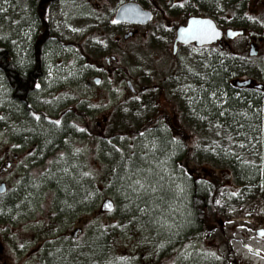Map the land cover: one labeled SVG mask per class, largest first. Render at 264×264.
Here are the masks:
<instances>
[{"label": "rangeland", "instance_id": "374dc122", "mask_svg": "<svg viewBox=\"0 0 264 264\" xmlns=\"http://www.w3.org/2000/svg\"><path fill=\"white\" fill-rule=\"evenodd\" d=\"M126 1L138 0H57L53 4L50 9L51 24L53 30L61 36L62 40L54 41L50 45L49 55L47 54V65L51 76L50 79L45 80L41 95H50V97L53 95L54 97V92L58 94L54 97L57 98L56 100H51L45 105L38 102L36 104L37 109H45L49 113L55 114L58 101L67 97L73 98L78 93V95H84L88 99V102L85 103L88 107L91 106L97 110L94 118V121L99 122L94 123L97 128L99 130L105 128L108 130L109 126H106V123L110 116V120L115 121L111 113L112 110H109V107H114L117 101L122 99L125 105L122 104L123 106L117 109H119V112L126 111L125 106H129L134 102L133 96L129 91L125 90L126 76L124 74L121 77L110 75L107 78L103 72H98V68H95V66L87 65L86 59L91 64L93 58L95 63L96 59L116 51L122 56L120 67L126 68L130 77H140L142 83L147 84L151 88L142 94V100H140L142 101L141 104L145 105L141 112L146 110L149 113L147 117L145 116L141 120H154L151 116L156 112L170 114L169 125L174 124L176 127H180L184 125L183 122L187 119H184L183 115L181 116L180 114L179 116L177 114L179 109L175 108V101L173 102L172 95H174V92L177 93L175 98L179 104L189 99V93L193 90V85L187 83L188 73L211 67L215 62L227 63V59L230 57V50L235 52L237 49L240 53H244L246 39L241 38L234 42L233 46H229L225 54L214 48L197 49L185 47L180 50L178 59H173L171 54L172 45L167 44L169 38L166 36L174 28L172 24L175 25L178 21L174 18H169L166 23L162 22L158 13L156 20L152 24L149 23L147 25L152 30L149 39H141L137 36L128 43H122V50L116 44L115 39L116 37L123 38L128 31L124 30L122 33L121 27H118L112 21L118 7ZM142 1L150 6V0ZM159 1L161 6L164 5L163 7L167 9V12H171L173 8L172 0H169V3H166V0ZM29 3L24 0H0V39H11L12 49L15 51L16 56L19 55V60L21 57L27 56L29 42L33 38L34 33L37 32L36 21L32 17ZM249 6V16H244V22L247 23L246 26L249 29V36L262 35L264 6L258 8L257 1L250 2ZM162 14L164 15V13ZM236 16L238 15L236 14ZM239 21H241V15L238 17V23ZM99 30L105 31L102 40L96 37L103 36L102 32H98ZM166 32L167 35H164ZM118 39L120 40V38ZM261 50L262 54L260 57L264 58V41L261 45ZM176 65L179 67L173 75V69ZM116 67L118 66L116 65ZM96 76H103L104 78V82L100 83L99 86H96L93 81ZM159 79H165L164 83L158 85ZM142 83L139 84V87ZM163 88L166 89L167 95L166 93L162 94ZM6 93L4 85L0 82V129L13 130L15 129V120L26 119V115L23 110H20L18 104L8 101L9 97ZM148 99L155 101L152 102L153 105L146 102ZM149 105L152 107H149ZM47 107L49 109H46ZM68 114L72 115L73 113L69 112ZM71 117L69 116L67 121H70ZM40 120V122H37L38 120L34 121V128L36 127L37 130L47 129V127L53 129L59 126L46 122L43 116L40 117ZM160 125H164V123L161 122ZM184 127L187 129L183 135L185 145L190 144L195 146V148L198 145H203V132L199 134V129L189 126L188 129L185 125ZM145 130L146 128L143 127L140 128V131L136 129L130 137L120 135L113 139L123 149L125 148L126 151L123 155H116L105 150L101 139H99V145L94 142V144L89 146L88 139L68 138L66 140L68 143L65 154L53 161L49 169L52 168L49 171L39 176V171L36 168L32 170L33 172L36 171L37 174L34 177H37V179H35V183L30 188L20 189V183L13 176L17 169L8 173L5 172V175H10L9 184L11 185L10 191L6 196L10 194L16 198L14 203L16 210L12 214V220L2 221L0 217V242L4 245V250L0 252V264H59V261H68V258H73L70 257V255L73 256L72 254L77 253L74 257L79 256L80 254L78 253L82 251L83 243L88 238L89 231L93 229L91 227L102 225L107 215L113 211L115 212L121 204V199L124 198L128 199L132 205L139 203L142 215H148L151 218L154 216L155 218L156 215L153 214V210L159 212L156 217L157 225L153 226L157 233H159V230L161 232L163 230L164 232L165 230L172 232L177 226L180 227V225L185 224L187 219L181 216L185 214L182 210L183 205L181 202L179 200L175 202V199H168L163 204V199L165 198L163 193L167 189L180 199L188 194L187 186L185 185L186 175L170 165L172 160L187 154L188 147L187 145L186 147L181 145L178 140L174 142L170 136L163 135L167 137L168 147L170 148L164 152V156L161 157L155 167L153 165L149 166L150 158H148V154L156 153L161 145H159V140L151 135L152 133L145 132ZM188 130L192 131V134H189ZM0 132V139H2L5 134L2 131ZM259 133L260 137L258 140H251L252 146H256L255 143L258 141L264 146L263 124ZM200 136L201 141H199ZM239 137L242 138V136L238 135L226 138L225 143L236 149L238 145L243 143ZM250 138H248V142ZM195 139L196 141H193ZM73 141H78L77 146L72 144ZM111 146L121 152L119 145L112 144ZM5 148L6 144L0 142V162L2 161V163L4 162V157L8 156V153L5 154L3 152ZM101 152L105 154L103 158L98 156ZM263 154L264 150L261 151V155L255 153L254 157L260 159ZM65 155L68 160L61 164V160ZM110 157H114L115 160L109 162ZM98 158L104 159L107 162L105 163L106 165ZM142 159H148V161L144 165H140L139 163H142ZM96 161L97 164L105 165L104 169L110 172L101 173L102 169L96 165ZM124 161H126L128 166L122 169L117 168L121 166L119 163ZM80 164H85V169L82 172L95 180L99 202L97 201L93 209L88 213L65 212V215L63 213L58 215L59 211L55 201L51 203V191L55 190L51 189L54 181L51 180L50 175H52V178L60 176L59 178L62 179L72 178L76 181L79 175L77 176L74 171L81 170ZM252 164H255V162ZM256 165L260 166V163ZM199 168L201 174L223 179L224 187H232L234 185L230 180L229 169L226 167L217 168L202 162L199 164ZM96 170L98 171L96 172ZM45 193L49 195L48 198L44 196ZM7 199L11 200L12 198L0 197V216L4 214ZM105 200H112L115 203L113 211H100L101 204ZM148 203H150V206H146ZM52 205L55 212L51 210ZM233 214L236 215L235 212ZM227 219L230 220V218ZM230 223H233V221L230 220ZM230 223L221 222L217 224L213 234L208 238L180 244L176 250V255L171 258L170 264H184L185 260H190L199 254L205 258L216 261L218 259L221 260V257L224 256L230 246L226 245V239L234 237L232 235L235 231H231V234L228 231L229 228L247 227V224L241 223L239 220L236 223L234 222L235 224ZM76 227L86 228L84 231L89 233L83 232L78 238H73L72 233ZM224 229L227 233H225ZM148 230V226L138 227V229L132 228L126 238L128 248L124 251L117 248L115 252L108 253L107 263L104 264H131L130 262H133V257L131 256L135 253L137 254L138 248L141 246L147 248L146 245L151 243ZM125 253H128L127 258L124 257ZM166 263L168 261L164 264Z\"/></svg>", "mask_w": 264, "mask_h": 264}, {"label": "trees", "instance_id": "16d2710c", "mask_svg": "<svg viewBox=\"0 0 264 264\" xmlns=\"http://www.w3.org/2000/svg\"><path fill=\"white\" fill-rule=\"evenodd\" d=\"M24 1L26 3L30 1L37 32L29 42L27 56L21 57L20 60L18 59L19 55L16 56L12 49L11 39H0V76L4 74L12 86V93L14 92V98L17 100L16 104H20L21 108L24 107V104L27 107L26 110L29 111L32 109L29 106L32 102L31 95L45 74L47 59L45 50L54 40L62 39L53 30L51 24L50 9L57 0ZM195 1L201 5V8L208 9L210 14L218 13L217 11L221 10V3L225 4L227 11H233V5L239 6V11H244L246 7V0ZM98 32L105 35L104 30ZM240 66L239 62H215L211 67L188 73L187 83L193 85V90L189 93V99L180 103V107L189 123L194 125L195 129L200 130L198 133L203 132V145H198L194 150L176 158L175 164L176 159L172 160V164L170 163L173 168H177L180 173L186 175L185 185L188 194L180 199L167 189L163 193L165 197H163V204L168 199L181 202L182 210L185 213L181 216L187 219L186 223L180 227L177 226L172 232L159 230L157 233L154 227L157 225L156 217L159 212L153 210L155 218L142 215L139 203L132 205L128 199L124 198L121 199L120 206L112 215L114 222H104L102 225L91 227L93 229L89 231L90 233L86 232L89 233V236L83 243L82 251L85 252L81 251L77 257H74L77 253L72 254L73 256L70 255V257L73 258H66L68 261H59V264L107 263L108 253L115 252L117 248L122 251L128 248L126 235L132 228L138 229V227L145 226L149 227L151 243L146 245L147 248L139 247L137 254L131 256L133 262L130 263L164 264L168 258L176 255L180 244L210 237L217 224L221 223L223 216H229L228 210L237 209L241 204L254 201L264 193V154L261 156L262 159L255 158L254 154L261 155V152L255 150V146H252L253 143H250L252 139H259L262 124L264 127V94L259 89L237 88L230 83L229 79L232 75L238 74ZM226 79L228 80L226 81ZM144 124L145 121L141 119L125 117L119 123V128L128 132L126 136L130 137L133 128L140 131ZM164 128L166 127H162L167 131ZM57 130L51 128V133L39 135V137L52 140L49 145L51 150L56 146L54 139L59 138ZM159 133L161 135H158V140L161 146L156 153L148 154L150 164H147L149 166L155 167L164 156V152L170 148L167 137L163 136V131L161 130ZM236 135L242 136L239 139H242L243 146L238 145L235 149L225 142L226 138ZM249 137L251 138L248 142ZM199 141H201V136ZM255 144L264 147L259 141ZM183 146L185 147V144ZM110 149L113 151L111 147ZM116 155L114 156L116 157ZM114 160V157H110L109 162ZM147 161L148 159H142V163L139 164L144 165ZM202 162L217 168H228L231 178H234L233 180L239 185L238 191L224 187L223 179L201 174L199 164ZM253 162L255 164H252ZM257 163H260V166H257ZM119 165L121 166L117 168L120 169L128 166L126 161L120 162ZM74 172L77 176L79 175L76 181L72 178H59L52 183L56 184L59 190L55 202L59 214L87 212L99 199L95 180L86 176L82 169ZM146 206H150V203ZM15 208L14 202L9 200L5 205L4 214L0 216L2 221L12 220ZM124 257L127 258L128 253H125ZM217 261L219 262L217 263ZM217 261L199 254L190 260H185L184 264H221L220 259Z\"/></svg>", "mask_w": 264, "mask_h": 264}, {"label": "bare ground", "instance_id": "6f19581e", "mask_svg": "<svg viewBox=\"0 0 264 264\" xmlns=\"http://www.w3.org/2000/svg\"><path fill=\"white\" fill-rule=\"evenodd\" d=\"M118 9H119V7H118ZM118 9L115 12L116 14L118 12ZM189 11H191V12L194 11L195 14H197V12H200V11L201 12L205 11V12L209 13V16L203 17V16H199V15H191L188 18V20L185 23V25L188 24L189 19L192 18V17L209 18L216 24L217 28L222 31V38L217 40V42L204 44V45H201V46H198L195 43L197 47H202L203 49H208L210 47H205V46L221 42L223 37H224V34L226 35V37L228 39H231L228 36V31L229 30H234L232 28L233 26L229 25L228 26L229 28L224 30L217 23L215 18H213V14H210V11L208 9H206V8H195V9L189 10L188 8H184V9L181 10L182 15H188ZM226 12L230 15V14H232L233 11H231V10L227 11V8H226ZM168 15H169L170 18H173L175 16V14L173 16V11L172 10H171V12L170 11L168 12ZM244 16L245 17L249 16L246 10L241 12V23L247 24L246 22H244ZM223 17L227 18V15H224ZM134 24L141 25L140 23H134ZM181 26H183V25H181ZM128 33H130V32L125 33L123 38L116 37L115 42H117L119 40L118 38H120V40L122 42H124L125 40H128L129 38H131L132 36H129L128 38H126V35ZM136 34H137V30H134V35H136ZM96 37L98 39H100V40H102L104 38V36H96ZM138 37H140L141 39H144V38L141 37V35H138ZM54 41H60V40H54ZM183 45H185V44H183ZM185 46H189V44L185 45ZM214 49L218 50L222 54H225V53H227V49H229V47L227 49H225V50H222V49H220L218 47H214ZM254 49L256 50V48H254ZM49 51H50V46H48L47 49L45 50V53H46L45 58L47 57V54L49 55ZM172 52L171 53L173 54L174 57L178 53L177 50H176V52H174V46L172 48ZM229 52H230L229 53L230 57L227 59V61H232V62H237V63L239 62L240 65H241L239 70H238V74L237 75H232L231 78L229 79L230 83L234 87H237V88L247 87V88L259 89V91L264 94V76L263 77L262 76L259 77L261 79L258 78V80L253 78V76L257 73L258 69L260 67L264 66V58L257 57V54H253L252 50H251L250 56H248V58L243 56V55L242 56H238L237 54H235L236 52H233L232 50H230ZM99 59L105 60L104 57L99 58ZM99 59H96L95 63H94V59L92 58L91 64H89V62L86 59L87 65L95 66V68H97L96 64H97V60H99ZM15 61L17 62L16 58H15ZM47 62H48V57H47L46 63H45V74L43 75V77L39 81L40 83H38L39 87H37L36 90L34 91V93L31 95L32 102L29 104V106L32 109L29 110V111L26 110L27 107L24 104H23V106H24L23 108H21L19 106L20 110H23V112L25 113L26 119L20 118V120H15L16 124H15V129H13V130H8V129L7 130H4V129L1 130L0 129V131H2L3 134H5V136H3L2 139L5 140V144H6V146H8V150L6 149L7 150L6 154L8 153V156H7V158L4 157V162L2 163V161H1L0 162V166L9 168L8 171H5L7 173L9 171L17 169V171L13 173V176L16 179V181H18L20 183V189H22V188H30L33 185V183H35V179H37V177H34V176L37 173H36V171L35 172L32 171L34 168H36L39 171V176L44 175L45 172L49 171L52 168L51 167L49 169V167L53 163V161L57 157L61 158V156L63 154H65L66 149H67L66 146H67V143H68L66 140L68 138H73L74 137V138H85V139H88L87 141H88V145L89 146L94 144V142L96 143V145H99L100 144L99 139H101V142H103V145H104L103 147H104L105 150H107V151H109L111 153L117 154V155L125 154V151H126L125 148L123 149V147L117 141L113 140L114 138H116V137H118L120 135H125L126 136V134H128V132H126V131H124V130L119 128V123L125 117H133V119H135V120H140V119L144 118L145 116L147 117V115L149 114V113H147L146 110L144 112H141V109L144 108L145 105H142L141 104L142 101H140L141 99L137 98L134 95V93L136 91L135 87H137L139 90L142 91V85L143 86L147 85V84H143L142 83L140 77H133V78L131 77L132 80L134 78L135 79L139 78L140 79V83H139L138 80H135L136 83L134 85L133 81L131 80L130 83H129V89H127L125 87V90L129 91L132 94L133 100H134V102H132V104H130L129 106H127V105L125 106L126 107V111L119 112V109H117V108H120L121 106H123L122 104H124L123 103L124 100H122V99H119L117 101V103H116L117 107H116V105L114 107H109V110H112L111 113L113 114L115 121L113 122L112 120H110L111 119V116H110L109 120L106 123V126H109L108 130L106 128L103 129V130H99L97 128V125L94 124V123H99L98 121L97 122L94 121L95 114H96L97 110L94 109V107H91V106L88 107L85 104V103L88 102V99H86L84 97V95H78V93L73 98L67 97L66 99L58 101L59 103L57 104V110H56L55 114L49 113L48 110L46 111L45 109H43V110L42 109H37L36 108V104L38 102L39 103L41 102L42 105H45V104L49 103L51 100H56L57 99V98H54L58 94L57 92H54L55 93L54 97H53V95H51V97H50V95H45V96L41 95V91H42V88L44 86L45 80L50 79V76H51L49 74V72H48ZM100 71L101 70L98 69V72H100ZM174 73L175 72L173 71L172 74L174 75ZM104 74L107 76V73H104ZM172 74H171V76H173ZM5 77L6 76L4 74H2L0 76V82L5 87V92H7L6 94L9 97L8 101L10 103L16 104L17 100L14 98V92L12 93L13 88L8 83V81L6 80ZM108 77H110V75L107 76V78ZM75 78H76V76H75ZM225 78H227V77H225ZM101 80H104L103 76H96L93 79L94 84L96 86L100 85ZM227 80L228 79H226V81ZM250 80H252V83L249 86L241 87V86H239L237 84V81H241L242 82V81H250ZM141 83H142V85H140V87H139V84H141ZM160 83H164V82H160ZM160 83L158 82V85ZM164 91H165V93L167 95V91L164 90V89H162V94H164ZM175 94H177V93L174 92V95H172L173 102L176 101ZM89 100H91V99H89ZM146 102L151 103V105H153L152 102H155V101L153 99H148ZM156 103L158 104V100H156ZM146 106H148V105H146ZM174 106H175V108L179 109L177 114L179 116H180V114H181V116L182 115L184 116V114H183V112L181 110L180 104L177 101L175 102ZM149 107H152V106L149 105ZM46 109H49V108L47 107ZM69 112H72L73 114L69 115L68 114ZM164 115L165 114L158 113V112H156L155 114L153 113V116H151V118L153 117L155 121L154 120L150 121L149 119H147L145 121V123H146V125L144 124V128H146L145 132L152 133L151 135L158 139V135H161L159 133V131L162 130L163 131V135L170 136V137L173 138L174 142H176V140H178L179 143L181 145H183L185 143V141L183 140V135H184L185 131L187 130L184 127V125L187 128H188V126L194 128V125H191L189 123L188 119L186 121H184L183 122L184 125H182L180 127H176L174 124L169 125V123H168V122H170L169 120L168 121L163 120L164 119ZM41 116H43L45 118L46 122L52 123L54 125H59L58 126L59 129L57 130V132L59 134V138L54 139V142L56 143V146H55V149H53V150H51L50 147H49V145L52 142V140L50 138L46 139V138H43L41 136L39 137V135H42L43 133H51L52 132L51 128L47 127V129H38V130L36 129V127L34 128V121L38 120L37 122H40L41 121L40 120ZM69 116H72V117H71L70 121H67ZM184 119H185V116H184ZM56 121H59V123L58 124L55 123ZM161 122L164 123V125H161V126L162 127H166L167 131L162 129V127L160 126ZM135 131H136V129L133 128V132H135ZM187 132L189 134H192V131L188 130ZM193 136H195V135H193ZM26 138L35 142V146L33 147V149L28 150V149H23V148L19 147L18 150H17L15 148V143L18 142V140L26 139ZM96 139H97V141H96ZM196 139L193 140V141H196ZM77 143H78V141H73L72 142V144L74 146H77L76 145ZM112 144L119 145L120 148H121V152L118 151L117 149H115L114 147H112L111 146ZM186 145L188 147L187 151L195 149V146H193V145H190V144H186ZM186 145H185V147H186ZM110 147L113 149V151L110 149ZM129 147H130V145H129ZM254 149L257 150L258 152H261V151L264 150L262 146L259 147L258 145H256L254 147ZM16 151H19L20 156H21L20 159L17 162L12 160L13 157H14V154L16 153ZM11 153H12V156H11ZM104 155L105 154H102V152H101V154L98 155V156L103 158ZM101 158H98V159L102 160ZM260 159H262V158H260ZM67 160H68V158H66V155H65L63 157V159L61 160V164L66 162ZM176 162H177V160L175 161V163ZM102 163H107V162L102 161ZM96 165L99 166V168L102 169V171H100L101 173L110 172V171H106L104 169L106 164L104 166H102L101 164H97V161H96ZM54 167H56V166H54ZM99 168H97V169H99ZM80 169H82V170L85 169V164L84 165L80 164ZM97 171L98 170H96V172ZM2 172L3 171H1V173H0V189H1L2 185H5V187H4V190L2 192H0V197H3V196L4 197H8V198L11 197L12 198L11 200L15 203L16 198L14 196H12L10 194L8 196H6V194L9 193L10 188H11L10 187L11 185L7 186V183H6L7 181H10V175L9 176L5 175L4 174L5 172H3V173ZM229 176L231 177V173L230 172H229ZM59 177L54 176L52 178V175H50V178L53 181L57 180ZM233 179L234 178H231L230 180L232 181V183L234 185H232V187H230V186L229 187L226 186V187L238 191L239 185H237V183ZM23 184H25V185H23ZM14 188L16 189V187H14ZM51 189L55 190V191H51V194H52L51 203H53L54 201L56 202V199H57L56 194L59 192V190H58V187H57L56 184H52L51 185ZM262 195L264 196V193ZM44 196L46 198H48L49 195L45 193ZM8 201L9 200L7 199V202ZM98 202H99V199H98ZM108 204L112 205L111 209L106 207V205H108ZM92 209H93V207L89 211H91ZM114 209H115V203L112 200H105L101 204L100 211H113ZM51 210H53V205H52ZM89 211H87V212H79V213H88ZM53 212H55V211L53 210ZM115 212L113 211L112 213L107 215V218L105 220L106 223L107 222L109 223V222H112V221L114 222V219H113L112 215ZM57 214L59 215V212ZM228 215L229 216H227V218H231L232 217V214L230 212H229ZM223 219H224V216L221 219V222H224ZM84 229H86V228L76 227L74 229L73 233H72L73 238H78V236L81 233L85 232ZM128 234H129V232L127 233V235ZM127 235H126V238H127ZM190 241L192 242V240H190ZM193 242H195V241H193ZM171 258H172V256L167 259L168 263H166V264H170Z\"/></svg>", "mask_w": 264, "mask_h": 264}, {"label": "flooded vegetation", "instance_id": "af4514ba", "mask_svg": "<svg viewBox=\"0 0 264 264\" xmlns=\"http://www.w3.org/2000/svg\"><path fill=\"white\" fill-rule=\"evenodd\" d=\"M150 1H151L150 6L146 5V3L143 2L142 0L137 1L145 10L151 11L152 20L149 23L152 24L156 20L157 13L160 15V20H162V22L166 23V21L170 18L168 15L167 9H165V7H163L164 5L161 6L159 0H150ZM252 1L258 2V8L261 6H264V0H246L245 10L248 12V14H249V10H250L249 3ZM166 3H169V0H166ZM172 3H173L172 4L173 8L171 10L173 11V16L175 14V16L173 18L176 19L178 22L175 25L172 24V26H174V28L168 33V35H167V32L164 33V35H167L166 37L169 38V42L167 44L172 45V48H173L175 41H176V37H177V28L179 26L185 25V23L187 22L188 18L191 15H199V16L205 17V16H209V13H207L205 11L201 12L202 11L201 10L200 12H197V14H195L194 11H192L193 13L191 11H189L188 15H182V12H181L182 9L188 8L189 10H192L195 8H201V5L196 3L195 0H172ZM181 4H183V7H180ZM157 7H158V9H157ZM220 8H221V10L217 11L218 13L213 14V18H215L217 23L224 30L229 28L228 26L231 25V26H233L232 27L233 29L243 30V33H241V34H239V35H237L231 39H228L226 37V35L224 34V37H223L221 42H218V43L212 44V45H208L205 47H210V48L218 47L222 50H225L229 46H233V43L236 42L237 40H239L241 38H245L246 42L244 45V53L242 54V53H240V51H237V49H236L235 54H237L238 56L243 55V56L248 58V56H250L252 48L254 47V48H256L257 57H260V55L262 54L261 45L263 44V41H264V26L262 27V31H263L262 35H252V36L250 35L249 36L248 26H246L245 23H241V21H239V23H238V17L241 15V12H242V11H239V6L233 5L232 6L233 12L230 15L226 12V6L224 3L220 4ZM162 13H164V15ZM236 14L238 16H236ZM224 15H227V18H224L223 17ZM115 24H117L121 27L122 33L124 32V30H126L128 32H134V30H137V34L132 36L128 40H125L124 42H122L121 40H118L116 42L118 47L121 49H122V43H124V44L128 43L129 41L133 40L138 35H141L142 38L148 40L151 33H152V30H150L149 27H147L148 24L138 25V24H133V23H129V22H119V23H115ZM166 29H167V27H166ZM184 47H193V48H197V49H203L202 47H197L195 43L189 44V46H185L181 43H178L177 52L179 53L180 50ZM111 52H109V53H111ZM178 53L175 55V57L172 54L173 59L174 58L178 59L177 58L179 55ZM104 59L105 60H102V59L97 60L96 67L99 70H101L103 73H107V76L112 75L113 77H116V76L121 77V75L124 74L126 76L125 87L127 89H129V83L132 79L128 75L129 72L127 71V69L120 67V62L122 60V56L120 55V53L113 51V53L110 55L106 54L104 56ZM116 65L118 67H116ZM178 67H177V65L175 66V68L173 69L174 72ZM263 74H264V66L260 67L258 69L257 73L253 76V78L258 80V78L263 76ZM259 79H261V78H259ZM135 80H138L140 83L139 78H137V79L134 78L132 80L134 85L136 83ZM164 81H165V79L164 80L159 79L158 82L160 83V82H164ZM103 82H104V80H101L100 83L102 84ZM135 89H136V91H135L134 95L137 98L141 99L142 94L151 88H149V86H147V85L146 86L142 85V91L139 90L137 87H135ZM164 90H166V89H164ZM164 93H165V91H164ZM163 120H166V121L169 120L170 121L171 120L170 114H165ZM0 142L5 143V140L0 139ZM34 146H35V142L32 140H29L27 138L18 140V142L15 143V148L17 150L19 147H21L23 149L31 150V149H33ZM6 149L8 150V146H6V148L3 151L5 154L7 151ZM20 157L21 156H20L19 151H16L12 160L17 162L20 159ZM8 170H9V168L0 166V173H1V171L5 172ZM6 183H7V186L10 185L9 181H7ZM263 199H264V196L261 195L259 198H256L254 201H249V203H244V204L239 205V207L237 209L231 208L230 210L227 211L228 213L230 212L232 214L233 217H231L230 220L233 221V223H230V220L227 219V216H225L223 219L225 223L235 224L236 221L239 220L241 223L247 224V227L245 228L242 226H238V227H230L229 228L228 231L231 234H232L231 231H235L234 234L232 235L234 237H228V239H226V241H227L226 245L227 246L230 245V246L227 248L224 256L221 257V264H264V203H263ZM234 212L236 213V215L233 214ZM250 225H252V226H250ZM232 226H234V225H232ZM224 231H225V233H227L225 229H224ZM3 250H4V245L0 242V252Z\"/></svg>", "mask_w": 264, "mask_h": 264}, {"label": "water", "instance_id": "95a60500", "mask_svg": "<svg viewBox=\"0 0 264 264\" xmlns=\"http://www.w3.org/2000/svg\"><path fill=\"white\" fill-rule=\"evenodd\" d=\"M151 19H152V13L148 10L143 9L142 6L136 2L124 3L123 5H121L119 7L118 12L115 16L116 21L129 22V23H133V24L134 23L147 24L148 22L151 21ZM193 19L211 21V24L215 28V31L219 34L216 35L214 38L211 37L210 35H207L203 39H196V38H193L192 36L187 35L186 33H183L182 32L183 29L192 27V20ZM233 33L235 35H233ZM241 33H243V30H229L228 36L230 38H234L235 36H237ZM133 35H134V32H130L126 35V38H128L129 36H133ZM220 38H222V31L217 28L216 24L211 19L201 18V17H192L189 19L187 25L180 26L177 29V37H176V41L174 44V52H176V50H177L178 43L185 44V45H188L191 43H196L198 46H201L204 44L217 42V40H219ZM252 52H253V54H256V50L254 49V47L252 48ZM251 83H252V80L242 81V82L237 81V84L241 87L249 86V85H251ZM4 187H5V185H2L0 192H2L4 190Z\"/></svg>", "mask_w": 264, "mask_h": 264}, {"label": "snow or ice", "instance_id": "6c2138e0", "mask_svg": "<svg viewBox=\"0 0 264 264\" xmlns=\"http://www.w3.org/2000/svg\"><path fill=\"white\" fill-rule=\"evenodd\" d=\"M180 7H183V4H181ZM112 22L119 23V21L116 20H113ZM182 32L196 39H203L207 35H210L211 37L214 38L216 35L219 34L215 31V28L212 26L211 21L196 20V19L192 20V27L183 29ZM233 35L235 34L233 33ZM37 87H39V85H37ZM55 123L58 124L59 121H56ZM106 207L111 209L112 205L108 204L106 205Z\"/></svg>", "mask_w": 264, "mask_h": 264}]
</instances>
